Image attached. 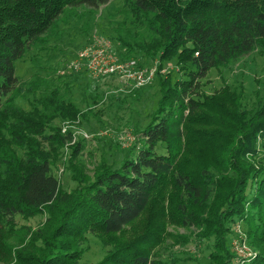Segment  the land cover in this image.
Here are the masks:
<instances>
[{"label":"trees","instance_id":"trees-1","mask_svg":"<svg viewBox=\"0 0 264 264\" xmlns=\"http://www.w3.org/2000/svg\"><path fill=\"white\" fill-rule=\"evenodd\" d=\"M109 1L0 0V264H81L89 235L102 249L91 264H237L231 233L239 225L253 251L245 264H264V93L250 102L242 84L207 93L203 83L253 52L264 61V0H122L132 25L152 38L143 44L118 30L114 52L139 66L157 59L148 86L159 99L121 160L102 156L88 172L78 160L84 139L63 129L100 121L92 108L107 96L91 90L85 69L65 65L50 80L21 82L16 63L67 8ZM167 62L176 70L163 76ZM78 86L84 110L72 99ZM59 163L75 188L62 189ZM39 216L40 225L27 224ZM169 244H193L202 261L181 259Z\"/></svg>","mask_w":264,"mask_h":264},{"label":"rangeland","instance_id":"rangeland-1","mask_svg":"<svg viewBox=\"0 0 264 264\" xmlns=\"http://www.w3.org/2000/svg\"><path fill=\"white\" fill-rule=\"evenodd\" d=\"M132 24L133 17L128 9L123 6L122 0H110L107 5L100 7L99 10L84 6L67 8L56 21L54 27L40 38V42L35 45L31 44L25 56L16 63L15 74L21 82H28L35 75L50 80L54 75L57 76V72L59 74L62 66H67L75 59L79 51L90 46L95 39L109 42L113 50H116L117 41H113L112 37L118 30H129L130 35L136 38V42L147 44L148 40L152 38V34L148 32L146 27L140 25L141 23ZM122 27L125 29H120ZM122 36L125 34L122 33ZM40 46H44V48L39 49ZM142 61L146 62L145 60ZM156 62L157 59H154L151 63L147 62L148 64L145 63L143 66L156 64ZM173 64L172 62L165 63L161 75L164 76L167 72L176 70ZM88 79L92 83L91 90L100 92L99 96L102 95V98L107 96L105 102H101L102 99L97 100L98 103L92 108L99 112L100 121L90 116L76 122V124L68 125L66 129L72 130L75 138L84 139L85 146L78 160H81L85 169L91 172L95 163H98L102 156L107 157L109 162L114 164L121 160L123 153L128 150L126 148L137 141L135 129H143L150 121L157 108L159 93L158 88L152 84V86L141 90L138 96H132L131 93L118 91L121 86L116 81L112 82L111 85L98 83V87H96L91 77ZM203 83L206 84L207 93H213L224 84L235 86L242 84L245 94L251 102L255 95L264 93V61L256 52H253L242 57L238 62L230 64L226 69L210 71L203 79ZM81 86L72 89V99L84 110L80 96L83 93ZM117 95L125 97L124 102L119 103L113 99L109 101L108 97ZM127 134L132 139L128 142L125 141ZM67 152L68 150H66ZM65 159L67 160V158ZM54 172V175L60 179L64 191L75 188L70 173L62 164L59 163ZM43 221L44 217L39 216L27 224L31 227H37ZM18 224L24 223L18 221ZM242 227L239 225L232 229V241L245 239L246 236ZM168 230L179 235H188V232L181 228L169 227ZM244 243L253 252L246 240ZM99 245L93 236H88L85 245L88 251L82 256L81 264L95 263L101 258L102 249ZM169 246L172 247L170 252L175 253L181 259L196 253L194 256L202 261L203 255L198 249L195 251L193 244L186 247L177 244H169Z\"/></svg>","mask_w":264,"mask_h":264},{"label":"built area","instance_id":"built-area-1","mask_svg":"<svg viewBox=\"0 0 264 264\" xmlns=\"http://www.w3.org/2000/svg\"><path fill=\"white\" fill-rule=\"evenodd\" d=\"M66 68L73 72L85 69L94 79L112 78L121 86L118 91L129 94L152 83L157 72V62L149 66H139L135 59L120 60L109 42L95 39L90 46L79 51ZM63 73L64 71L59 72ZM128 135H125L126 142L132 140ZM244 242V238L232 241L233 250L238 256L237 264H245L253 256Z\"/></svg>","mask_w":264,"mask_h":264}]
</instances>
